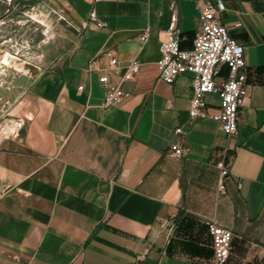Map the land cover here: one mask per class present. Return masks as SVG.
Listing matches in <instances>:
<instances>
[{
    "label": "crops",
    "instance_id": "1",
    "mask_svg": "<svg viewBox=\"0 0 264 264\" xmlns=\"http://www.w3.org/2000/svg\"><path fill=\"white\" fill-rule=\"evenodd\" d=\"M58 1L82 32L20 102L19 131L0 140V184L9 188L0 197V264H212L207 218L234 232L228 264H264V0H213L245 47L249 95L231 136L213 119L191 120V73L171 84L159 78L170 2L184 49L200 25L195 3ZM92 10L105 27L90 20ZM106 51L121 68L110 69ZM135 60L139 72L122 81ZM227 74L221 67L218 80ZM101 75L130 96L104 106ZM206 101L218 110L217 95Z\"/></svg>",
    "mask_w": 264,
    "mask_h": 264
},
{
    "label": "built area",
    "instance_id": "2",
    "mask_svg": "<svg viewBox=\"0 0 264 264\" xmlns=\"http://www.w3.org/2000/svg\"><path fill=\"white\" fill-rule=\"evenodd\" d=\"M193 2L200 13V25L193 39L190 49L182 47V30L179 23V10L176 1L170 2L172 17L166 30V38L160 45L161 57L158 61L159 78L166 83H174L183 73L193 75V96L189 110L191 120L213 119L219 128L227 135L238 134L240 110L249 95L247 86V73L245 61V47L234 39L229 28L222 22L219 11L213 0H185ZM90 20L98 28H103L106 23L97 18V13L92 10ZM146 41L149 37L148 30L142 34ZM110 58V69L121 68L120 62L112 51H106ZM226 66L227 77L218 80L220 68ZM122 81L132 79L140 70V63L135 60L124 66ZM88 71H96V67L89 65ZM106 89L104 106H111L130 96L129 92L122 89L121 84L112 85L107 75L99 78ZM80 86V90H83ZM208 94H215L219 98L220 106L217 111H212L206 101ZM10 103V102H9ZM22 127H15L17 132ZM15 130V129H14ZM176 133L183 134L182 128H177ZM15 134V133H14ZM186 149L180 144L172 146V154L181 157ZM220 170L218 189L226 191L224 179L229 174V169L221 161L217 164ZM9 188L0 184V197L8 192ZM205 226L212 237L214 257L212 264H228L231 254L234 232L220 224L214 218H207ZM136 264H143L139 260Z\"/></svg>",
    "mask_w": 264,
    "mask_h": 264
},
{
    "label": "rangeland",
    "instance_id": "3",
    "mask_svg": "<svg viewBox=\"0 0 264 264\" xmlns=\"http://www.w3.org/2000/svg\"><path fill=\"white\" fill-rule=\"evenodd\" d=\"M81 32L58 0H0V140L17 132L20 102L35 80L69 58ZM8 54L27 70L1 63Z\"/></svg>",
    "mask_w": 264,
    "mask_h": 264
},
{
    "label": "bare ground",
    "instance_id": "4",
    "mask_svg": "<svg viewBox=\"0 0 264 264\" xmlns=\"http://www.w3.org/2000/svg\"><path fill=\"white\" fill-rule=\"evenodd\" d=\"M14 55H11V54H8L6 57H5V59H4V61L3 62H1V63H4L5 65H10V66H12V65H14V66H16L18 69H22L23 71H26L27 70V68H25L23 65H18V63L17 62H15L14 60H12L14 57H13ZM15 62V63H14ZM15 124V123H14ZM21 125V124H20ZM19 124H16L15 125V127L16 126H20ZM6 126V125H5ZM11 126V125H10ZM7 129H9L10 130V127L9 128H7ZM4 130H6V127H5V129ZM2 131V130H1ZM0 131V132H1ZM7 132V131H6ZM7 133H9V132H7Z\"/></svg>",
    "mask_w": 264,
    "mask_h": 264
}]
</instances>
